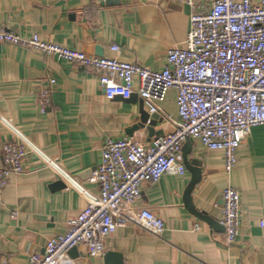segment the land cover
Returning a JSON list of instances; mask_svg holds the SVG:
<instances>
[{"label":"crops","instance_id":"0c3cea01","mask_svg":"<svg viewBox=\"0 0 264 264\" xmlns=\"http://www.w3.org/2000/svg\"><path fill=\"white\" fill-rule=\"evenodd\" d=\"M107 1L0 0V29L163 71L168 52L184 45L194 10L179 0ZM214 1L195 0L196 10L208 12ZM50 79L56 80L52 104L42 113L38 93ZM177 98L171 90L161 105L175 119ZM140 110L137 100L108 101L98 77L86 68L0 44V162L4 145L17 140L2 119L40 152L28 150L24 173L10 179L0 198V264H30L33 254H44L49 240L64 234L67 223L86 209L88 201L79 188L99 193L92 172L101 162L106 139L133 138L149 145L157 138L146 130L128 135L140 123ZM155 129L165 136L173 131L164 117ZM192 145L190 160L198 162L203 174L193 203L219 228L187 209L188 170L185 176L165 175L159 183H145L134 206L136 212L148 210L163 219L164 235L157 237L138 225L119 228L105 239L101 253L88 245L77 247L72 258L76 264H108L109 253L114 254L110 264H264V127L252 129L231 174L223 152L208 150L200 141ZM228 186L240 192L242 210L240 235L231 246L225 244L221 223L222 194Z\"/></svg>","mask_w":264,"mask_h":264},{"label":"built area","instance_id":"2783aa9c","mask_svg":"<svg viewBox=\"0 0 264 264\" xmlns=\"http://www.w3.org/2000/svg\"><path fill=\"white\" fill-rule=\"evenodd\" d=\"M194 13L183 46L168 52L163 71H152L118 58H100L0 29V44L32 49L95 74L108 101L136 94L147 112L166 118L173 131L144 145L133 138L106 139L101 162L93 172L99 193L79 188L88 205L67 223V231L49 240L44 254L35 253L30 264H76L70 252L88 245L101 253L107 237L119 228L138 225L157 237L166 232L163 219L148 210L136 212L145 183H159L165 175L185 176L183 149L188 140L200 141L225 155L228 174L236 168L238 150L254 127H264V0H216L208 12L196 10L195 0H179ZM113 47V52H119ZM55 79L38 93L46 113L52 104ZM178 94V119L161 105L168 93ZM17 140L3 147L0 162V198L10 179L24 173L28 150L38 149L6 120ZM47 160V159H46ZM225 244L234 245L241 231V194L228 186L222 194ZM200 230V227H196Z\"/></svg>","mask_w":264,"mask_h":264},{"label":"water","instance_id":"95a60500","mask_svg":"<svg viewBox=\"0 0 264 264\" xmlns=\"http://www.w3.org/2000/svg\"><path fill=\"white\" fill-rule=\"evenodd\" d=\"M117 3L118 2L114 1V0H108L106 2L107 5L117 4ZM119 98H122V97H119ZM132 99L137 100L140 103L141 118H140V123L135 125L130 131H128V135L132 136L137 131L146 130L151 137L156 135L157 136L156 139L164 137L165 135L163 134V132H156V129H155L159 120H160V116L158 114L151 116L145 110L144 101L142 99H139L138 95L134 94L128 100H132ZM192 149H193L192 141L188 140L184 145L183 155H184L185 167L188 170V172L192 175V180H191V183L189 184V186L186 190V193L184 196V202L186 204L187 209L190 211L191 214L196 216L198 219L206 222L207 224H209L213 228L218 229L220 226L219 223L217 221H215L214 219H211L207 215V213H203V212L198 211L196 209V207L194 206V203H193L194 190L197 187V185L201 183L202 178H203V174H202V168L200 167L198 162L190 160V155L192 154ZM92 174H93V172H92ZM76 253H77V248H74L70 252V256L72 258H74ZM113 257H114L113 253H109L106 255V261L108 262V264H110V262H112L111 260Z\"/></svg>","mask_w":264,"mask_h":264}]
</instances>
